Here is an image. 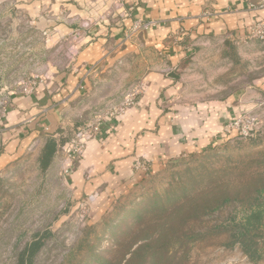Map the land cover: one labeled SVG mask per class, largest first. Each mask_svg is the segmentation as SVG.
<instances>
[{
  "label": "rangeland",
  "instance_id": "374dc122",
  "mask_svg": "<svg viewBox=\"0 0 264 264\" xmlns=\"http://www.w3.org/2000/svg\"><path fill=\"white\" fill-rule=\"evenodd\" d=\"M16 1L0 0V148L10 152L0 167V264H17L27 244L36 240L41 246L31 255L33 264H264V257L253 262L239 244L229 245L228 232L230 220L248 213L255 191L264 184V90L254 82L264 77V40L235 42L240 61L233 65L204 64L209 56H200L191 70H181L183 102L192 96L210 99L236 92L241 112L260 115L259 135H225L215 146L164 163L142 155L123 182H111L98 196L77 195L74 182H69L72 168L102 133L66 159L74 131L98 117L122 119L145 88L138 83L137 67L131 80L111 88L107 102L98 101V114L71 125L65 138L56 137L58 150L45 168L40 158L49 136L44 132L17 145L16 136L9 151L1 124L11 98L23 94L25 82L49 81L77 57L73 41L47 33L49 26L18 9ZM136 20L129 34L149 29H136ZM225 67V73H217ZM127 99L131 103L120 114ZM225 197L229 201L213 210ZM260 201L264 204V192Z\"/></svg>",
  "mask_w": 264,
  "mask_h": 264
},
{
  "label": "crops",
  "instance_id": "0c3cea01",
  "mask_svg": "<svg viewBox=\"0 0 264 264\" xmlns=\"http://www.w3.org/2000/svg\"><path fill=\"white\" fill-rule=\"evenodd\" d=\"M16 3L31 18L48 25L47 33L73 41L78 54L71 67L49 81L38 80L32 94L11 98L1 124L9 151L8 145L15 143L16 136L15 145L29 135L43 132L65 138L71 125L98 114L99 103L108 101L111 88L131 80L137 67L138 83L145 88L136 106L122 119L103 121L102 135L91 140L77 160L69 180L77 187V195L96 192L98 196L111 182H123L135 172L134 162L142 155L164 163L169 158L215 146L225 136L224 124L244 109L236 92L210 99L192 96L183 102L181 70H191L200 56H209L204 64L239 62L235 42L248 38L249 26L264 20V0ZM103 12L109 19L98 20ZM205 12L211 15L202 17ZM93 18L96 21L88 30L80 28L81 22ZM134 19L156 20L158 24L138 35L129 34ZM226 70L227 67L218 68L217 73ZM254 82L264 90V77ZM104 87L110 88L101 92ZM3 149L0 148V167L10 157V152L8 155Z\"/></svg>",
  "mask_w": 264,
  "mask_h": 264
},
{
  "label": "built area",
  "instance_id": "2783aa9c",
  "mask_svg": "<svg viewBox=\"0 0 264 264\" xmlns=\"http://www.w3.org/2000/svg\"><path fill=\"white\" fill-rule=\"evenodd\" d=\"M206 16H210L211 13H205ZM106 18V12L100 14L97 19L99 18ZM96 21V18L88 19L80 23V28L82 29H89ZM134 27L136 29H147L158 24L156 20H142L138 19L134 23ZM249 38H255L264 40V20L256 21L252 25L249 26L248 32ZM77 49L73 53L77 55ZM37 82L34 80H29L25 82L22 87V93L25 95H30L34 92L36 88ZM131 103L129 99H127L120 108V114L126 112L128 106ZM264 103V101H263ZM111 112H109L110 115ZM112 116H115L111 113ZM103 119L99 117L95 120H91L88 123H84L82 126L78 127L71 138V147L68 149V155L66 159L72 158L75 154L81 153L84 150V147L87 143L88 138H97L103 131ZM263 121L259 114L253 112H240V114L227 121L224 124L223 132L225 135L236 136L239 138H255L257 135L260 134L262 131Z\"/></svg>",
  "mask_w": 264,
  "mask_h": 264
},
{
  "label": "trees",
  "instance_id": "16d2710c",
  "mask_svg": "<svg viewBox=\"0 0 264 264\" xmlns=\"http://www.w3.org/2000/svg\"><path fill=\"white\" fill-rule=\"evenodd\" d=\"M261 136L262 135H260V137ZM58 146L56 138L49 136L40 158L43 168L47 167L52 162L58 150ZM263 192L264 184L255 191L253 203H251L248 213L240 220L232 218L228 225L230 226L228 227L229 237L232 240L229 245L239 244L245 254L253 262H258L264 257V204L260 201ZM228 201V197L223 198L213 210L221 208ZM40 246L41 242L39 240L27 244L17 264H33L30 259L31 255L38 250Z\"/></svg>",
  "mask_w": 264,
  "mask_h": 264
}]
</instances>
